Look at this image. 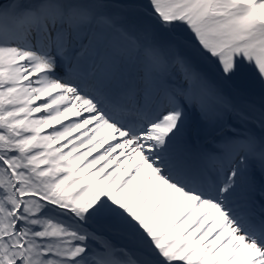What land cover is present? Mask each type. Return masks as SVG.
Here are the masks:
<instances>
[{"label": "snow or ice", "instance_id": "1", "mask_svg": "<svg viewBox=\"0 0 264 264\" xmlns=\"http://www.w3.org/2000/svg\"><path fill=\"white\" fill-rule=\"evenodd\" d=\"M0 264H264V0H0Z\"/></svg>", "mask_w": 264, "mask_h": 264}]
</instances>
